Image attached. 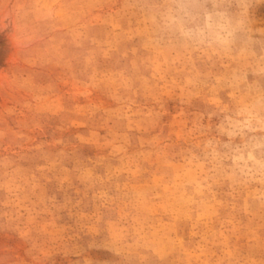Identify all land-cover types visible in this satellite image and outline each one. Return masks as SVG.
Returning <instances> with one entry per match:
<instances>
[{
  "label": "rangeland",
  "instance_id": "1",
  "mask_svg": "<svg viewBox=\"0 0 264 264\" xmlns=\"http://www.w3.org/2000/svg\"><path fill=\"white\" fill-rule=\"evenodd\" d=\"M0 264H264V0H0Z\"/></svg>",
  "mask_w": 264,
  "mask_h": 264
}]
</instances>
